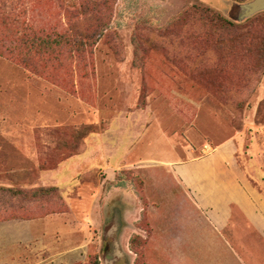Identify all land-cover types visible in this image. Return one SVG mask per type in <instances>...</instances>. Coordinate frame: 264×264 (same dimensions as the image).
<instances>
[{
    "label": "rangeland",
    "instance_id": "obj_1",
    "mask_svg": "<svg viewBox=\"0 0 264 264\" xmlns=\"http://www.w3.org/2000/svg\"><path fill=\"white\" fill-rule=\"evenodd\" d=\"M250 1L0 0V221L50 219L13 264H175L165 249L196 227L171 162L235 140L256 181L264 11L242 24L256 35L224 23ZM226 235L264 264L242 220Z\"/></svg>",
    "mask_w": 264,
    "mask_h": 264
},
{
    "label": "crops",
    "instance_id": "obj_2",
    "mask_svg": "<svg viewBox=\"0 0 264 264\" xmlns=\"http://www.w3.org/2000/svg\"><path fill=\"white\" fill-rule=\"evenodd\" d=\"M256 146L253 144L247 151L253 158L251 167L256 163ZM238 152V143L229 139L210 146L204 156L174 160L168 167L191 200L190 224L196 227L195 233H188V239L180 245L174 242L171 249H165V255L170 256L171 251L175 264H246L226 235V230L238 226L241 220L264 239V194L256 187V181L264 183V172L256 166L255 181L239 163ZM90 188L83 194H90L94 187ZM86 202L88 205V199ZM95 213L104 214L103 209ZM49 220L46 217L0 221V257L6 258V264L19 263L25 254L30 255L28 249L45 243Z\"/></svg>",
    "mask_w": 264,
    "mask_h": 264
},
{
    "label": "trees",
    "instance_id": "obj_3",
    "mask_svg": "<svg viewBox=\"0 0 264 264\" xmlns=\"http://www.w3.org/2000/svg\"><path fill=\"white\" fill-rule=\"evenodd\" d=\"M197 12H201L200 10L197 9ZM210 13V10H204V13ZM259 14V13H258ZM257 15V14H256ZM255 16V15H254ZM253 17V16H252ZM252 17L248 18V19H245V20H239V21H236V22H232V21H228L226 20V22L224 21L225 24H227L229 27L226 26V30L228 32H232L233 34H235V32L239 33L240 37H248L249 35H256V33L254 31H250V30H247V29H244L245 27L242 25L244 21L248 22L249 19H251ZM218 20L222 21L221 18L218 17ZM238 25H242L241 27L242 28H239V27H236ZM95 33H98L99 35H102L104 34L105 32V28H104V25L103 24H99L96 26V29L94 31ZM52 191L55 190V188H52L51 189Z\"/></svg>",
    "mask_w": 264,
    "mask_h": 264
},
{
    "label": "water",
    "instance_id": "obj_4",
    "mask_svg": "<svg viewBox=\"0 0 264 264\" xmlns=\"http://www.w3.org/2000/svg\"><path fill=\"white\" fill-rule=\"evenodd\" d=\"M264 11V0H252L241 6V13L239 15V20L248 19L258 13Z\"/></svg>",
    "mask_w": 264,
    "mask_h": 264
}]
</instances>
